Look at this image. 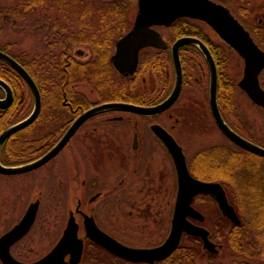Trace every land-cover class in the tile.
<instances>
[{
    "label": "flooded vegetation",
    "instance_id": "flooded-vegetation-1",
    "mask_svg": "<svg viewBox=\"0 0 264 264\" xmlns=\"http://www.w3.org/2000/svg\"><path fill=\"white\" fill-rule=\"evenodd\" d=\"M194 1L197 4V7L195 9V14H197L196 16L183 14L174 18L168 26L154 25L151 27L162 37L163 41H165V48L147 47L141 49L138 53V64L136 71L142 61L150 60L152 57H154L155 60L153 68H156L157 65H162V70L167 69L168 65L172 68L173 81L171 84H168L167 81L164 82V87L162 88V91L158 97L160 100L157 104H159L170 95L174 87L175 73L172 60L173 46L180 39H193L197 41L195 45H182L178 49V58L182 70L183 80L180 94L176 102L170 108L152 115H137L122 111H111L88 118L79 126V128L75 131L67 144L55 157L49 160L45 165L35 170L27 173H22L28 174L31 172H35L39 169H42L44 166L46 167L50 165V163H53L54 160H56L55 158L58 155H61L65 150L70 151L72 147L78 154L76 155L75 159V171L77 173V176L81 177L83 174L88 175V173L90 174L92 172V178L89 184L86 185L87 182L85 181V179H83L80 184V187L86 186V190H84L83 192H75L76 207L74 211H70L68 214L69 219L70 214L73 213L75 222L78 225V237L79 231H84V235L82 236V238L79 237L83 241V251L81 260L78 264H81L83 262V257L87 256H89L88 260L90 264H112L113 258H116L105 249L86 238L84 215L92 218L95 225L100 231H102L107 236L115 239L120 244L131 248H145L127 245L111 232L110 228H116L119 230L124 229V226H117L116 224L114 226L115 220H120L119 218L121 214H114L111 211V209L113 210L114 206V201L112 202V200L115 198L119 200V203L125 205L124 200L127 201L128 198H134L136 200L134 201L136 207L138 204H142L147 199L154 200L155 197H163L167 199L168 197L173 195V197H175L176 199L177 172L174 161L162 139L153 130L154 126H158L163 131H165L174 140L178 147H180L185 158L187 170L193 178L200 181L217 182L221 184L220 181H222L223 179L219 177L220 172H222V165L220 164V151L224 150V148H222L220 145L202 147L197 152V154L193 156L191 161L187 160V157L184 153L185 147L176 134L177 126L179 125V118L171 111L176 106L179 99L182 97L185 87L191 86L190 88H194L196 89V91H200L201 96L206 98L212 122L218 132L222 134L214 121L210 109V69L201 46L204 47V49L208 53V56L213 61L215 67L216 103L221 117L223 118L225 123L239 136L261 148H264L263 136H261L257 132H253L251 128H248L247 125L241 122H239L241 124H239L240 128L237 127L236 125L231 123V120L229 119L230 116L226 114V111L230 109L232 114L234 115L232 118H238V116H235L236 103L235 98H233L235 97V93L237 91H241L249 99L251 104L259 110V113L262 114L263 117L264 107L258 102L254 101L247 94V92L240 87V83L245 77L246 60L234 47H232L225 39H223L221 32L213 27L209 20L205 17V15L208 14L209 9L210 12H212V16L218 17L219 21H225L228 17L231 21L237 23L239 27L242 28V30L248 35L253 46H255L260 53H264V0ZM138 4L139 0H14L13 3L8 5L10 6L8 10H0V19H3L4 21L9 20L13 23L23 20L24 17L33 19L36 14L41 16L43 18L42 21L47 24L49 32L55 38L54 44L57 43L58 46L61 47L60 40H64L66 38L75 39V45L70 47L69 50L67 49L70 52V56L67 58L73 59L80 68H82V65H86V67L88 65L94 67L97 63L96 61L99 58L98 49L96 48L98 36H104L108 34L113 35L114 33L105 31L98 32L97 29H92L91 22L96 23L98 21H131L133 27L138 12ZM133 12L135 13L134 16L132 15ZM130 30L123 33L120 37L117 38V40L113 44L112 53L108 58L113 70L118 76L122 77H134L136 71L132 75L128 76L119 74L113 66L111 58L115 54V47L117 42ZM0 51L10 56L7 51ZM233 55L236 56L242 67V76L237 83L229 73V67L231 63L230 57ZM82 57H84V59H82ZM150 70H152V66L151 62H148L146 71L142 74V76L139 77L143 82H146V78L144 75L150 72ZM155 75H157V73ZM157 76L160 77V75ZM153 79L155 80L156 76H153ZM188 79H192V82L190 81L189 84L187 83ZM257 84L259 89L264 93V68H262L257 74ZM89 87L92 91H95V89H93L91 86ZM165 89L168 90V93L165 97H163ZM132 94H134L133 91ZM137 95L146 96V94H143V92L138 93ZM84 98L85 96L78 93L77 104H79L78 108L80 109H77L76 111L72 110V107L67 102V99H64L63 106L70 108L72 111H70L69 118L61 122L62 126L60 127L56 135L54 132L49 131V129L46 127L36 126L38 123H50V112H42L40 110L38 117L30 126L10 135L0 145V164L5 167L22 166L42 157L59 141V139L65 134L74 120L80 117L88 109L92 108L95 105H98V103L88 105L87 102H84ZM31 101V110L17 122L23 120L31 113L34 103L32 94ZM40 116H43V120L40 119ZM133 119H139V122L141 124L136 123L137 125L135 127V121ZM17 122L9 124L1 129L0 135L6 129L16 124ZM131 122L133 126L130 127L129 124H131ZM114 123L120 124L118 125V127H114L112 129L114 131L105 132L104 130H102V128H99L101 130L98 129V126L101 124L112 125ZM118 129H121L123 131L117 132L116 130ZM102 132L105 133L103 134ZM222 135L223 138H226L231 145L238 149V151H244L233 144L224 134ZM97 149L98 151H101V154H99L98 156L100 157V161L102 159L104 160V164L100 166L94 165V163H96L95 158L97 159ZM212 149H215L217 152H219L217 154L211 153L210 151ZM108 150L115 152L123 151L122 157L124 159H120L118 161L127 164L126 168H124L123 166V168L121 169V173L117 176L116 180L114 178V180L118 184H115L114 188L112 187L110 190L106 191L103 198V200L106 198L109 199L108 201L110 203L105 201L107 205L109 204L108 208L106 209V213H108L109 216H112V219H115L114 216L116 215L117 218L114 221H110L108 218H99L97 215L101 212V206H96V208L92 206L103 196L102 188L103 186H105L104 184L107 183L105 177H107L109 180L112 179L110 166L113 162L115 163V160L113 159L112 154H109L107 152ZM142 150L152 152L143 154V159H141L140 154ZM203 151H206V156L204 155L205 159H202V157H198V154ZM252 155L256 158L263 159L262 157H259L257 155ZM107 157H110V159H107ZM157 157L159 158V160L157 159ZM135 159H137L138 164L137 167L132 170L130 168V164L132 162L135 163ZM213 159L214 161H216L215 163H213L214 161L212 162ZM162 164H164V166H162ZM115 165L117 167L120 166H118V164ZM106 166L108 167V170L105 172H102V170L99 168L104 167V169H107ZM0 175L17 176L18 174L4 175L0 173ZM209 175L217 176V180H211L210 177H208ZM200 176H202L203 178ZM102 177L104 178V180H101ZM98 186H100L101 189H98ZM134 187L137 190H135ZM88 191H90V193H93L86 201V197L89 196ZM6 192L7 191H3L0 193V228L4 230L0 235V238L11 229H13L16 225H18L24 218L28 208L32 204L37 203L35 219L29 231L21 239L14 242L8 250L9 255L15 261L21 264L34 263L44 258L51 252L53 247L62 237L68 219L66 222L62 223L57 216L53 218L52 222H48V224L52 225V227H54L55 229L59 228L60 226H64L62 229V234L58 241L46 252L36 254L37 256L35 255V257H33V252L30 249L31 246L29 247L25 241L28 240L31 233L37 227L41 210L43 209L46 201V205L50 206L49 192L42 191L39 195L32 198V200H30L29 202L25 201L26 199L24 198V196H22V193L13 194L12 192ZM116 192H118V194L113 195V193ZM139 194L141 195V200L136 199L139 198ZM87 207H91L88 212L86 210ZM129 213L130 215H132V212ZM76 217L81 220V223L77 222ZM10 220H13L14 222L9 224ZM153 247L156 246L146 248ZM98 253L101 254V257H98L99 255L97 256ZM116 259L125 262L126 264H146L133 263L122 260L120 258ZM65 261H69V256L65 257ZM161 262H155L153 264H158ZM0 264H3L1 261V257Z\"/></svg>",
    "mask_w": 264,
    "mask_h": 264
},
{
    "label": "rangeland",
    "instance_id": "rangeland-1",
    "mask_svg": "<svg viewBox=\"0 0 264 264\" xmlns=\"http://www.w3.org/2000/svg\"><path fill=\"white\" fill-rule=\"evenodd\" d=\"M14 0H4L0 1V10H8L9 4L13 3ZM134 12L132 15L134 16ZM36 16L33 19H28L24 17L23 20L17 22L4 21L0 19V46L7 47L6 50L21 59H32L38 63H43L42 66L46 67V64L49 63V57L55 55L54 52L58 51L60 47L58 44H54V37L49 32L47 24L42 21L41 16ZM92 29H97L98 32L101 31L99 21L96 23L91 22ZM100 34V33H99ZM98 37H101L99 35ZM57 46V47H56ZM54 51V52H53ZM57 54V53H56ZM84 59V57H82ZM230 67L229 73L237 83L242 76V67L239 60L235 55L230 57ZM165 73V75H164ZM155 72H148L145 76L146 82H143L140 78L135 81V89L133 92L135 94L143 92V94L149 95L152 98L159 97V94L164 87V82L167 81L168 84H171L173 81L172 68L168 65L167 69L163 70V76L158 77L155 75ZM153 76H156V79H153ZM191 80H187L189 84ZM169 86V85H168ZM191 86L185 87L183 90V95L179 99L176 106L171 110L174 115L179 118V125L177 126L176 134L179 137L181 143L185 147L184 153L187 157V160H192L193 156L202 147H209L214 145H220L228 152H239L233 145H231L227 139L223 138V135L218 132L215 125L212 122L211 115L209 114V106L205 97L201 96L200 91H196ZM76 92L85 96L84 102L89 104L100 103L101 99L95 91H92L89 86H86L84 83L79 84L76 87ZM30 93V92H29ZM237 93V94H236ZM235 93V116L238 118H232L234 115L231 110L228 109L226 114L230 116L231 123L240 128V123H243L251 128L253 132H257L264 137V117L259 113V110L256 109L249 99L241 92L237 91ZM26 102L29 108L31 104V95L26 93ZM27 110L21 112V115H25ZM262 115V116H261ZM136 123H140L139 119H133ZM240 120V121H239ZM141 124V123H140ZM240 124V125H239ZM120 124L112 125H99V128H102L105 132L114 131V127H118ZM129 126H133L132 122ZM140 127V126H139ZM101 130V129H99ZM117 132H122L123 130L118 129ZM105 132H102L103 134ZM131 136V135H130ZM100 137V134H99ZM109 154H112L115 163L113 162L110 166L112 179L106 178V184L103 186V196L97 200L92 206H101L100 214L97 216L102 219H112V216H109L106 213L108 205L105 201L110 203L108 198L104 199V194L106 191L114 188L116 183L117 176L121 173V169L126 168L127 164L120 162L118 160L124 159L122 157L123 151H107ZM152 151L142 150L140 156L143 159V154L151 153ZM97 159L94 165H103V159L100 161L99 154L101 151L96 150ZM77 152L71 148L70 151L65 150L61 155H58L53 163H50L48 166H44L38 171L31 172L28 174H18L17 176H1L0 175V193L7 191L6 193L19 194L22 193V196L26 199L25 201L29 202L32 198L39 195L42 191H48L50 195V206H47L46 203L41 210L40 219L35 230L31 233L26 244L30 247L33 252V257L36 254L44 253L49 248H51L60 238L62 234V229L64 226L59 228H54L48 222H52L54 217H57L61 222H66L68 219V214L70 211H74L76 207L75 192L86 190L85 187H80V184L83 179L89 184L92 178V172L88 175L83 174L81 177L77 176L75 171V159ZM244 157H248L246 154ZM110 159V157H107ZM117 159V160H116ZM159 160V158L157 157ZM251 162L255 165L260 163V166H255V179L257 183L264 182V173L261 176L259 169L264 171V158L258 160L257 158L250 157ZM130 164V168L133 170L137 167L138 161L134 160ZM115 164H118L117 167ZM122 165V167H121ZM164 166V164H162ZM102 172L108 170L104 167H99ZM98 168V169H99ZM85 173V171H84ZM115 178V180H114ZM101 180H104L102 177ZM114 180V182H113ZM221 182V181H220ZM222 183V182H221ZM98 189H101L98 186ZM135 190H137L134 187ZM115 190V189H114ZM22 191V192H19ZM89 196L86 197V201L89 199ZM118 192L113 193L117 195ZM227 194V192H226ZM112 195V196H113ZM137 200H141V195H138ZM115 199V198H114ZM113 210L111 211L116 214L120 213V220L114 222L117 226H124V229H111V232L117 236L123 243L127 245H132L133 247H152L162 244L168 237L171 229V219L173 206L175 202V197L170 196L167 199L163 197H155L154 200L147 199L142 204H138L135 207L134 198H128L127 201L124 200V204L119 203V200L115 199ZM102 200V201H101ZM230 204V201H229ZM231 205V204H230ZM91 206V207H92ZM91 207H87V212ZM193 207L198 210L205 218V221L201 225L209 232L210 240L215 244L217 253L212 254L206 251L201 240L198 242H193L188 239H184L188 236L182 238V245L188 248L190 251L195 252V256L191 264H233L234 256L225 244L224 237L228 233L231 223L220 213L216 203L211 198H206L204 200H197L193 203ZM26 208V207H25ZM103 211V212H102ZM129 212H132L130 215ZM118 216V215H117ZM48 219V220H47ZM77 222L81 223V220L76 217ZM14 222L13 220L9 221V224ZM119 223V224H118ZM58 229V230H57ZM4 230L0 228V235ZM110 233V232H109ZM84 231H79V237L82 238ZM197 239V238H196ZM37 256V255H36ZM98 257H101L99 255ZM106 257V256H105ZM85 258V259H84ZM89 256L83 257V262L81 264H90L88 260ZM252 264H262L261 261L253 260ZM112 264H124L119 261H113ZM158 264H167L166 262H161Z\"/></svg>",
    "mask_w": 264,
    "mask_h": 264
},
{
    "label": "water",
    "instance_id": "water-1",
    "mask_svg": "<svg viewBox=\"0 0 264 264\" xmlns=\"http://www.w3.org/2000/svg\"><path fill=\"white\" fill-rule=\"evenodd\" d=\"M190 2V3H188ZM196 2L194 0H139L138 12L132 29L116 44L115 54L111 61L119 74L132 75L137 68L138 53L147 47L165 48L166 43L162 37L151 27L154 25L168 26L177 16L186 14L196 16ZM207 8V7H204ZM211 25L221 32L225 39L246 60L245 77L240 87L256 102L264 107V93L257 84V74L264 68V53H260L253 46L248 35L239 25L228 17L219 21L213 17L210 9L205 15ZM193 39H180L172 48L175 82L170 95L155 106H142L126 102H106L93 106L73 121L59 141L42 157L22 166L5 167L0 164V173L16 175L27 173L45 165L55 157L67 144L79 126L88 118L104 112L122 111L137 115H152L170 108L178 99L182 87V70L178 58V49L182 45H195ZM201 46V45H200ZM206 56L210 69V109L219 130L233 144L242 150L264 158V148H261L235 133L221 117L216 103V71L213 61L201 46ZM0 61L15 71L28 86L33 96V109L23 120L10 126L0 135V145L7 137L15 132L30 126L38 117L41 110V95L33 78L12 57L0 51ZM0 89L4 97L0 99V110L7 109L13 102V92L9 85L0 79ZM153 130L162 139L168 148L177 172V195L171 219V229L167 239L153 248H131L124 246L115 239L107 236L95 225L92 218L84 215L86 238L102 247L113 256L133 263L153 264L165 261L180 246L183 236L195 237L202 242L203 248L212 253H217L215 244L209 239V232L199 224L205 221L204 216L193 207V202L198 196H209L216 203L220 213L232 224L239 225L240 220L229 204L223 187L217 182H205L193 178L186 167L185 158L180 147L160 127L154 126ZM37 203L32 204L21 222L0 238V257L3 264H21L9 255V247L21 239L30 229L35 219ZM83 251V241L78 237V225L73 213L70 214L62 237L44 258L30 264H78ZM69 256V261L65 257Z\"/></svg>",
    "mask_w": 264,
    "mask_h": 264
},
{
    "label": "trees",
    "instance_id": "trees-1",
    "mask_svg": "<svg viewBox=\"0 0 264 264\" xmlns=\"http://www.w3.org/2000/svg\"><path fill=\"white\" fill-rule=\"evenodd\" d=\"M99 23L101 31L114 34L98 37L96 48L98 49L99 58L94 67L82 65V68H80L73 59L67 58L70 56L69 48L75 45V39L72 38L60 40V49L56 52L53 51L55 55L49 57V63L46 64V67L42 66L43 63H38L32 59H21L15 54L8 52L5 48H0L2 51H7L33 78L42 97L41 111L50 112V123H38L36 126L46 127L56 135L62 126L61 122L69 118L70 111L80 109L78 108L79 104H77L78 93L76 92V87L82 83L95 89L101 99L100 102L122 101L142 106H151L159 102L160 99L158 97L152 98L149 95L132 94L136 87L135 81L146 71L148 62H151L152 66L150 72H156L157 75L163 76L162 65H157L156 68H153L154 57L150 60L142 61L134 77L118 76L108 60L109 55L112 53L114 42L123 33L131 29L132 22L99 21ZM0 79L9 85L13 92L12 104L7 109L0 110L1 130L7 125L20 120L23 117L21 112L27 110L28 113L31 110L32 101L28 108L26 93L31 95L28 86L15 71L2 61H0ZM167 93L168 90L165 89L163 97ZM3 96L4 94L0 89V99ZM65 98L71 105L72 110L63 106ZM40 119L43 120V116H40ZM210 152L217 154L219 151L212 149ZM244 154L248 157H244ZM204 155L206 156V151L200 152L198 157L205 159ZM220 157L222 172H220L219 177L223 179L221 185L225 193L227 192L228 202L230 201L240 220L239 225H231L224 237L225 244L234 256L233 264H252L253 260L261 261L264 264V182L257 183L254 173L255 166L259 167L260 163L255 165L250 159V157L253 158L254 156L244 151L236 153L228 152L224 149L220 151ZM259 172L263 176L264 171L259 169ZM208 177L211 180H217V176L209 175ZM206 198L210 197L198 196L194 202ZM184 239L193 242L199 241L194 237H186ZM181 243L172 256L165 261L167 264H191L195 252L190 251ZM98 255L101 254L98 253ZM113 261L119 260L113 258ZM122 263L126 264L125 262Z\"/></svg>",
    "mask_w": 264,
    "mask_h": 264
},
{
    "label": "bare ground",
    "instance_id": "bare-ground-1",
    "mask_svg": "<svg viewBox=\"0 0 264 264\" xmlns=\"http://www.w3.org/2000/svg\"><path fill=\"white\" fill-rule=\"evenodd\" d=\"M102 102H100V104H101ZM105 103V102H104ZM99 104V103H98Z\"/></svg>",
    "mask_w": 264,
    "mask_h": 264
}]
</instances>
